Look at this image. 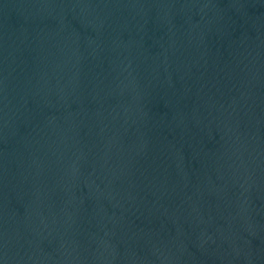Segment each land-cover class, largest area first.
<instances>
[{"label": "water", "instance_id": "95a60500", "mask_svg": "<svg viewBox=\"0 0 264 264\" xmlns=\"http://www.w3.org/2000/svg\"><path fill=\"white\" fill-rule=\"evenodd\" d=\"M0 264H264V0H0Z\"/></svg>", "mask_w": 264, "mask_h": 264}]
</instances>
